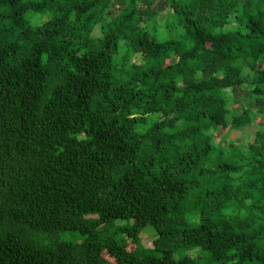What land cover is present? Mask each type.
Listing matches in <instances>:
<instances>
[{
  "label": "trees",
  "instance_id": "trees-1",
  "mask_svg": "<svg viewBox=\"0 0 264 264\" xmlns=\"http://www.w3.org/2000/svg\"><path fill=\"white\" fill-rule=\"evenodd\" d=\"M255 122L264 0H0V264H264Z\"/></svg>",
  "mask_w": 264,
  "mask_h": 264
},
{
  "label": "rangeland",
  "instance_id": "rangeland-1",
  "mask_svg": "<svg viewBox=\"0 0 264 264\" xmlns=\"http://www.w3.org/2000/svg\"><path fill=\"white\" fill-rule=\"evenodd\" d=\"M158 18L161 22H163L166 19V12L164 11V12L160 13ZM46 20H47V17H44L42 19V21H46ZM138 60H139V56L136 57V61H138ZM243 75L245 76V78L249 79L251 73L249 71H244ZM228 95H230V94L228 93ZM228 108L230 110V114L228 116L229 119H230V116L238 114V112H239V107L232 102L229 103ZM258 131L264 132V128L262 125L259 124V122H255V123H251L249 126L241 128L237 131H233V130L222 131L220 134H215L214 139H215V142L219 143L224 148L227 147L230 143H236L241 147H247L248 145H250L251 143L254 142L256 132H258ZM121 224H123V223L120 221L116 222V225H121ZM154 238H155V231L151 226H147L140 233V242L145 248L152 249V240ZM69 239H71V240L73 239V240H77V241L81 240L79 235H74V236H70L67 234L63 235V240H69ZM194 252L195 251H189V252H185V253H182V251L177 252L174 254V259H177L183 255L191 256V254H193ZM150 255L158 258L161 254L152 251L150 253Z\"/></svg>",
  "mask_w": 264,
  "mask_h": 264
}]
</instances>
